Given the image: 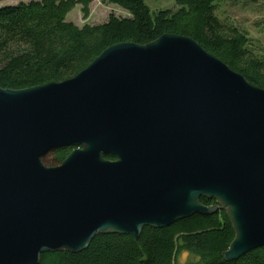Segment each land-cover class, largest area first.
Masks as SVG:
<instances>
[{
	"label": "water",
	"instance_id": "obj_1",
	"mask_svg": "<svg viewBox=\"0 0 264 264\" xmlns=\"http://www.w3.org/2000/svg\"><path fill=\"white\" fill-rule=\"evenodd\" d=\"M218 211L223 261L264 248V89L196 41L118 43L64 81L0 88V264Z\"/></svg>",
	"mask_w": 264,
	"mask_h": 264
},
{
	"label": "trees",
	"instance_id": "obj_2",
	"mask_svg": "<svg viewBox=\"0 0 264 264\" xmlns=\"http://www.w3.org/2000/svg\"><path fill=\"white\" fill-rule=\"evenodd\" d=\"M92 1L42 0L1 7L0 88L22 90L61 82L112 45H145L163 34H175L196 41L251 85L264 89V48L254 45L246 33L223 24L215 14L220 2L244 0H175L176 11L158 12H151L144 0H102L120 7L129 18L111 14L103 24L81 28L66 20L77 5L87 17ZM70 150H54L43 163L59 165ZM200 202L215 204L203 198ZM233 238L228 218L218 211L210 216L193 215L163 229L145 227L138 240L128 235H96L85 251L45 253L39 264H176L180 250L195 254L201 264H264V248L235 262L223 261L221 254Z\"/></svg>",
	"mask_w": 264,
	"mask_h": 264
},
{
	"label": "rangeland",
	"instance_id": "obj_3",
	"mask_svg": "<svg viewBox=\"0 0 264 264\" xmlns=\"http://www.w3.org/2000/svg\"><path fill=\"white\" fill-rule=\"evenodd\" d=\"M30 1L42 0H4L0 3V8L17 5L18 3H28ZM144 1L151 12H158L160 10H177L175 0ZM111 14L117 18H129L127 12L120 7L105 3L102 0H93L88 6L87 17H84L82 7L77 5L67 14L66 20L81 28L84 25L94 26L103 24L107 22L108 17ZM215 14L223 24L246 33L248 39L252 41L254 45L264 48V0H244L236 4L223 1L220 2ZM201 262V259L195 254L186 250H180L176 255V264H201Z\"/></svg>",
	"mask_w": 264,
	"mask_h": 264
},
{
	"label": "flooded vegetation",
	"instance_id": "obj_4",
	"mask_svg": "<svg viewBox=\"0 0 264 264\" xmlns=\"http://www.w3.org/2000/svg\"><path fill=\"white\" fill-rule=\"evenodd\" d=\"M72 150H73V149L71 148L70 152H71ZM70 152H69V153H70Z\"/></svg>",
	"mask_w": 264,
	"mask_h": 264
}]
</instances>
